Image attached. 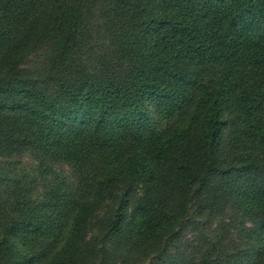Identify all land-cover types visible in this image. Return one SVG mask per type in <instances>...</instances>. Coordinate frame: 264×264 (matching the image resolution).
Masks as SVG:
<instances>
[{
	"label": "trees",
	"instance_id": "1",
	"mask_svg": "<svg viewBox=\"0 0 264 264\" xmlns=\"http://www.w3.org/2000/svg\"><path fill=\"white\" fill-rule=\"evenodd\" d=\"M262 168L264 0H0V264H158L226 204L245 252L167 264H264Z\"/></svg>",
	"mask_w": 264,
	"mask_h": 264
},
{
	"label": "rangeland",
	"instance_id": "2",
	"mask_svg": "<svg viewBox=\"0 0 264 264\" xmlns=\"http://www.w3.org/2000/svg\"><path fill=\"white\" fill-rule=\"evenodd\" d=\"M18 162V170L25 171L28 176L38 175L39 168L36 166L39 165V162L33 157L25 155ZM250 179L256 183L264 184V168L252 172ZM206 206L195 209L194 219L183 229L180 239L175 241V245L168 249L167 255L162 258L164 261L156 259L160 262L158 264H167L173 259L178 261L185 259L186 256L188 258V255L199 252L203 247L206 248L211 242L216 241L226 254L234 251L245 252L250 246L249 228L253 223L246 213L242 214L238 208L228 204L218 206L217 210L212 211H209ZM153 261L150 262L146 258L144 261L134 264H152Z\"/></svg>",
	"mask_w": 264,
	"mask_h": 264
}]
</instances>
